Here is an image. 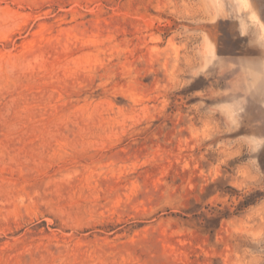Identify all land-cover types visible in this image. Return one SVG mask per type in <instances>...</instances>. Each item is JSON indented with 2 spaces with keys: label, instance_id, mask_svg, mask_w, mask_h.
Listing matches in <instances>:
<instances>
[{
  "label": "rangeland",
  "instance_id": "1",
  "mask_svg": "<svg viewBox=\"0 0 264 264\" xmlns=\"http://www.w3.org/2000/svg\"><path fill=\"white\" fill-rule=\"evenodd\" d=\"M0 264H264V0H0Z\"/></svg>",
  "mask_w": 264,
  "mask_h": 264
},
{
  "label": "bare ground",
  "instance_id": "2",
  "mask_svg": "<svg viewBox=\"0 0 264 264\" xmlns=\"http://www.w3.org/2000/svg\"><path fill=\"white\" fill-rule=\"evenodd\" d=\"M247 2V1H246ZM249 9V8H248ZM261 27V26H260Z\"/></svg>",
  "mask_w": 264,
  "mask_h": 264
}]
</instances>
